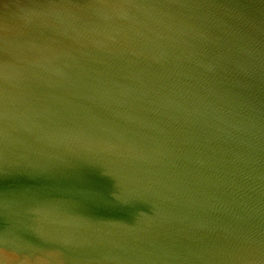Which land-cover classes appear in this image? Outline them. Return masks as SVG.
Segmentation results:
<instances>
[{"label": "water", "instance_id": "water-1", "mask_svg": "<svg viewBox=\"0 0 264 264\" xmlns=\"http://www.w3.org/2000/svg\"><path fill=\"white\" fill-rule=\"evenodd\" d=\"M0 264H264V0H0Z\"/></svg>", "mask_w": 264, "mask_h": 264}]
</instances>
